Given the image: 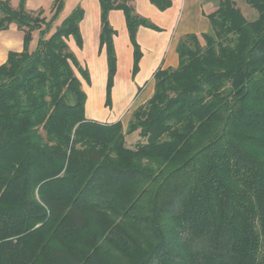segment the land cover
I'll return each mask as SVG.
<instances>
[{
    "label": "trees",
    "instance_id": "trees-1",
    "mask_svg": "<svg viewBox=\"0 0 264 264\" xmlns=\"http://www.w3.org/2000/svg\"><path fill=\"white\" fill-rule=\"evenodd\" d=\"M64 1L47 20L0 0V31H25L0 64V264H264V0H245L253 20L213 0L209 31L180 39L178 66L155 72L126 129L86 116L89 73L68 45L84 10L48 35ZM131 1L100 0L108 105L110 11L126 16L134 73L137 31L156 28Z\"/></svg>",
    "mask_w": 264,
    "mask_h": 264
},
{
    "label": "crops",
    "instance_id": "crops-1",
    "mask_svg": "<svg viewBox=\"0 0 264 264\" xmlns=\"http://www.w3.org/2000/svg\"><path fill=\"white\" fill-rule=\"evenodd\" d=\"M17 9L22 0H9ZM56 0H24L29 12L49 20L53 14ZM166 8H160L151 0H132L135 12L147 18L156 26H140L137 42L141 47L142 57L138 71L133 72L134 46L129 36L126 16L122 10H111L109 22L116 31L113 41L117 57V70L111 91V103L107 104L108 60L106 49L100 46L102 30L100 0H65L57 19L53 22L48 35L77 7L84 10L79 23L81 43L70 37L68 45L80 65L88 70L89 80L81 75L83 88L87 94L86 116L102 122L121 120L124 127L129 122L135 108L144 104L154 93V74L159 68H175L179 64L177 45L188 33L198 35L208 32L210 21L208 14L215 10L213 0H167ZM40 30L32 33L29 50L37 47ZM25 44V31L15 22L0 31V64H4L10 52H21ZM74 50V51H73ZM77 51V53H75ZM98 84V90L95 89ZM139 102V103H138ZM90 106V108H89Z\"/></svg>",
    "mask_w": 264,
    "mask_h": 264
},
{
    "label": "rangeland",
    "instance_id": "rangeland-1",
    "mask_svg": "<svg viewBox=\"0 0 264 264\" xmlns=\"http://www.w3.org/2000/svg\"><path fill=\"white\" fill-rule=\"evenodd\" d=\"M235 1L237 2L238 6H240V8L242 9L244 15H245L249 20H253L254 18L257 17V11H256L255 9H253L250 5H248V4L246 3L245 0H235ZM214 2H215V1H214ZM215 4H216V2H215ZM70 49H72V48L70 47ZM73 51H74V50H73ZM75 53H77V51H75ZM98 87H99V85H98V84H95V89H96V90H98ZM138 103H139V102H138ZM89 108H90V106H89ZM127 125H128V123H126V125H125V127H124L125 129L127 128ZM138 140H139V138H138V136H137L136 133H135V134H130V135H127V136H126V143H127V145L132 146V145H134Z\"/></svg>",
    "mask_w": 264,
    "mask_h": 264
}]
</instances>
